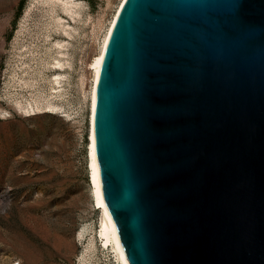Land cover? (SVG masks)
<instances>
[{
    "label": "water",
    "instance_id": "95a60500",
    "mask_svg": "<svg viewBox=\"0 0 264 264\" xmlns=\"http://www.w3.org/2000/svg\"><path fill=\"white\" fill-rule=\"evenodd\" d=\"M94 133L130 264H264V0H125Z\"/></svg>",
    "mask_w": 264,
    "mask_h": 264
},
{
    "label": "rangeland",
    "instance_id": "374dc122",
    "mask_svg": "<svg viewBox=\"0 0 264 264\" xmlns=\"http://www.w3.org/2000/svg\"><path fill=\"white\" fill-rule=\"evenodd\" d=\"M84 1L83 21H72L79 29L69 46L74 66L64 83V102L77 112L76 118L63 112L23 117L13 108H9L13 116L0 117V264H79L92 238L102 264L109 255L97 236L101 216L91 196L86 150L89 110L79 75L97 41L93 22L101 16L107 25L120 0ZM30 2L0 0V106L4 108L13 89L8 81L16 62L15 37ZM84 225L90 231L80 240L77 235ZM57 238L72 240L75 247L72 251L58 247Z\"/></svg>",
    "mask_w": 264,
    "mask_h": 264
},
{
    "label": "bare ground",
    "instance_id": "6f19581e",
    "mask_svg": "<svg viewBox=\"0 0 264 264\" xmlns=\"http://www.w3.org/2000/svg\"><path fill=\"white\" fill-rule=\"evenodd\" d=\"M124 2L125 0L119 1L107 25L101 16L93 22L94 41H97L84 71L79 75L81 93L88 101L87 163L91 196L101 216L97 236L102 241V247L109 250V255L104 258L106 264H130L116 223L104 199L94 133L100 69L112 29ZM86 7L87 2L84 0H31L15 37L13 47L16 62L12 65L8 81L9 88L13 89L9 91L8 107L0 106L1 118L13 116L9 108L23 117L36 116L42 112H63L67 118H76L77 112L73 108H67L64 102V83L68 79L69 69L74 66L69 46L79 29L72 21L82 22ZM88 20L89 18L85 19V22ZM86 80H90L89 85H86ZM89 231L90 228L84 225L78 232V238L83 240ZM56 245L72 251L75 242L57 238ZM96 251L95 238H92L84 247L79 264H102Z\"/></svg>",
    "mask_w": 264,
    "mask_h": 264
}]
</instances>
